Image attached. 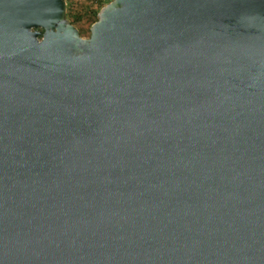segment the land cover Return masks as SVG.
Instances as JSON below:
<instances>
[{
    "label": "water",
    "instance_id": "water-1",
    "mask_svg": "<svg viewBox=\"0 0 264 264\" xmlns=\"http://www.w3.org/2000/svg\"><path fill=\"white\" fill-rule=\"evenodd\" d=\"M0 264H264V0H0Z\"/></svg>",
    "mask_w": 264,
    "mask_h": 264
},
{
    "label": "trees",
    "instance_id": "trees-1",
    "mask_svg": "<svg viewBox=\"0 0 264 264\" xmlns=\"http://www.w3.org/2000/svg\"><path fill=\"white\" fill-rule=\"evenodd\" d=\"M108 0H85L76 3L72 0H65V15L73 23L80 35L88 34L90 23L96 18L98 8Z\"/></svg>",
    "mask_w": 264,
    "mask_h": 264
},
{
    "label": "rangeland",
    "instance_id": "rangeland-1",
    "mask_svg": "<svg viewBox=\"0 0 264 264\" xmlns=\"http://www.w3.org/2000/svg\"><path fill=\"white\" fill-rule=\"evenodd\" d=\"M72 1H74V2H76V3H82V2L85 1V0H72ZM82 36H86V35H82Z\"/></svg>",
    "mask_w": 264,
    "mask_h": 264
}]
</instances>
